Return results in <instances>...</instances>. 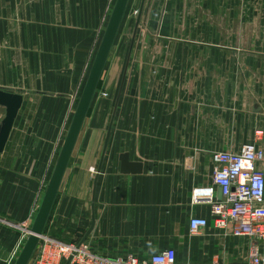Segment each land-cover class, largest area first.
<instances>
[{"label":"crops","instance_id":"crops-1","mask_svg":"<svg viewBox=\"0 0 264 264\" xmlns=\"http://www.w3.org/2000/svg\"><path fill=\"white\" fill-rule=\"evenodd\" d=\"M133 1L137 22L143 0ZM115 2L0 0V88L24 96L0 158V264L15 263L10 255L33 225ZM219 4L227 11V2ZM157 5L145 0L141 23ZM116 40L44 234L82 242L93 226L85 240L105 256L148 259L172 247L179 264H246L248 237L211 223L192 234L190 220L211 219L210 205L195 194L211 189L221 198L215 152H238L247 142L264 151V82L238 77L264 69L232 66L239 52L183 43L133 50L124 67ZM248 57L260 61L264 53ZM4 114L0 106V122ZM122 153L143 171L122 173Z\"/></svg>","mask_w":264,"mask_h":264},{"label":"rangeland","instance_id":"rangeland-1","mask_svg":"<svg viewBox=\"0 0 264 264\" xmlns=\"http://www.w3.org/2000/svg\"><path fill=\"white\" fill-rule=\"evenodd\" d=\"M222 1L228 3L227 11L221 8L220 0H156L158 9L153 12L151 17H146L142 23L140 22L132 52L133 50L151 52L162 49L178 50L180 49L178 44L183 43L184 46L187 44L184 49H194L195 46L197 50H208L211 47V50L216 52H239L240 58H231L232 66L264 69L263 58L258 61L256 58L248 57L253 52L264 53V0ZM134 6L136 4L133 1L121 25L115 45L121 46V49L119 48V51L116 49V51L122 53L121 63L124 67L127 54V60L129 58L136 27L134 16L137 15L138 9ZM154 19L157 21L155 24L153 23ZM164 20L169 23L165 29L161 26ZM161 29L164 30L161 31ZM194 41L197 43L194 44ZM148 60L154 63L153 59L149 58ZM213 63L214 66L223 65L220 58H214ZM238 77H254L257 81L264 82V75L241 74ZM104 95L107 96L106 93ZM27 236H29L28 232L25 236L22 233L20 245L12 253L9 252L11 259H17L28 239ZM18 249L19 251H17Z\"/></svg>","mask_w":264,"mask_h":264},{"label":"built area","instance_id":"built-area-1","mask_svg":"<svg viewBox=\"0 0 264 264\" xmlns=\"http://www.w3.org/2000/svg\"><path fill=\"white\" fill-rule=\"evenodd\" d=\"M214 184L221 190L217 198L209 189L195 194L194 201L202 198L210 205L211 219L193 217L190 231L196 234L210 223L216 228H233V233L251 240L246 264H264V151L255 142L245 143L238 152L219 151L213 155ZM28 234L30 229L27 228ZM29 264H179L177 252L169 247L140 259L135 254L105 256L96 253L89 242L64 241L46 234L40 238L37 253ZM191 264V263H184Z\"/></svg>","mask_w":264,"mask_h":264},{"label":"water","instance_id":"water-1","mask_svg":"<svg viewBox=\"0 0 264 264\" xmlns=\"http://www.w3.org/2000/svg\"><path fill=\"white\" fill-rule=\"evenodd\" d=\"M129 2L130 0H116L115 2L104 35L102 37L98 51L94 58L90 73L84 85L78 105L74 112L67 135L65 137L60 154L58 156L56 165L54 167L52 176L46 187L41 205L38 209L33 225L30 229V234L14 264H29L38 247L40 238L45 232V228L54 203L56 201L64 174L70 162L71 156L76 146V142L80 135L84 121L87 117L91 103L99 86L102 74L109 59L112 47L119 33ZM144 2L145 0H143L141 9L139 10L128 60L130 59L132 47L134 45L138 26L140 24ZM23 101V94L19 92H11L4 88H0V106L5 108L4 117L0 122V158L9 140L12 128L14 126L19 110L23 104ZM110 134L111 128L109 129L105 140L102 160L98 168L97 174L100 173L102 164L104 162L110 139ZM120 161L122 173L138 174L143 171V164L140 162L131 161L128 153H122L120 155ZM92 229L93 226L86 233L84 240L89 236Z\"/></svg>","mask_w":264,"mask_h":264}]
</instances>
